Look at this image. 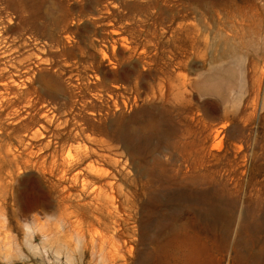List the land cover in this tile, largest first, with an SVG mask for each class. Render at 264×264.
<instances>
[{
	"label": "rangeland",
	"instance_id": "rangeland-1",
	"mask_svg": "<svg viewBox=\"0 0 264 264\" xmlns=\"http://www.w3.org/2000/svg\"><path fill=\"white\" fill-rule=\"evenodd\" d=\"M150 113L169 140L132 137ZM221 193L248 240L243 218L264 221V0H0V264H147L189 208L222 224Z\"/></svg>",
	"mask_w": 264,
	"mask_h": 264
},
{
	"label": "bare ground",
	"instance_id": "bare-ground-1",
	"mask_svg": "<svg viewBox=\"0 0 264 264\" xmlns=\"http://www.w3.org/2000/svg\"><path fill=\"white\" fill-rule=\"evenodd\" d=\"M180 1L185 10L190 11V13L197 14L204 5L209 7L211 11H214L220 8L230 9L237 6L238 3L241 4L249 0ZM155 109H157V107ZM150 114L151 115H149V117L141 123V126L136 130V132L132 130V137L136 141H148L154 137H163L164 141L169 140L175 134V132H173L174 130L169 127L164 129L162 118L157 116L156 113ZM143 171H147V174L150 173L148 169ZM80 178L81 173L79 172L74 175L73 179L78 182ZM82 183L85 189L89 186V183L85 182V179H82ZM219 202L226 215V217L223 218L222 224H214V226L199 224L197 219H193L198 215V213L189 208L188 214L193 216L191 221H175L173 227L169 229L165 240L163 239L160 242L156 241V254L153 255L150 262L148 261L147 264H212L213 261L209 255V250L206 245L199 242L196 237L194 238V236H191L189 234L190 232L197 235V237L203 236L213 242L215 248L219 250L218 254L221 256V259L219 258V260L216 261V264H222L224 253L229 249L235 253V264H264V243H262L257 237V234L259 235L261 232H264V221L261 217V211L255 208L252 213L250 212L249 215L247 214L250 218L246 215L241 221V225L237 226L239 228V234L242 233L243 229L246 232H249V239L241 242L239 239L240 236L237 235L234 240H232V234L237 218L236 202L231 201L229 196L223 193H221ZM192 212L194 213L193 215L191 214Z\"/></svg>",
	"mask_w": 264,
	"mask_h": 264
}]
</instances>
